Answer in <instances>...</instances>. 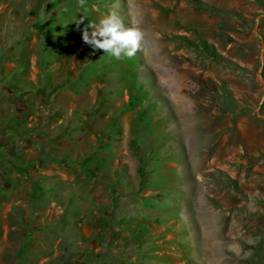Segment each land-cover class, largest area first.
I'll return each mask as SVG.
<instances>
[{
	"label": "rangeland",
	"instance_id": "1",
	"mask_svg": "<svg viewBox=\"0 0 264 264\" xmlns=\"http://www.w3.org/2000/svg\"><path fill=\"white\" fill-rule=\"evenodd\" d=\"M0 173V264H264V0H0Z\"/></svg>",
	"mask_w": 264,
	"mask_h": 264
},
{
	"label": "clouds",
	"instance_id": "2",
	"mask_svg": "<svg viewBox=\"0 0 264 264\" xmlns=\"http://www.w3.org/2000/svg\"><path fill=\"white\" fill-rule=\"evenodd\" d=\"M83 5L84 0H78ZM83 19H81L82 21ZM143 33L126 28L114 11H109L98 21H89L82 30L83 41L93 50H103L108 56L120 59L130 57L139 48Z\"/></svg>",
	"mask_w": 264,
	"mask_h": 264
},
{
	"label": "crops",
	"instance_id": "3",
	"mask_svg": "<svg viewBox=\"0 0 264 264\" xmlns=\"http://www.w3.org/2000/svg\"><path fill=\"white\" fill-rule=\"evenodd\" d=\"M3 185H4L3 184V181L1 180L0 181V188H4ZM190 211H191L190 214H192V215H193V213H195V210L194 209L193 210H190ZM207 211H208V213H207L208 215L207 216H208V218L210 220H211V217L212 216L215 217V218H218L217 219L218 220L217 225L216 226L213 225V228H215L214 231H212V232L211 231H208V232L204 231L203 232V234H204V241H202L203 242L202 245H204V247H203L202 250H204V248H208V255H209L213 251V246L212 245H219L221 247L223 244H226V240H227L228 236H232V233L233 232H231L228 229V227H227L228 226V218H226V216H224V215H223L224 217L222 215L221 216H218L219 214L216 213V212H214L213 209L212 208H209V207H208ZM189 218H190L191 226H195V225H192V222H195V218H193V219L191 217H189ZM216 227H218V229H216ZM235 236H236V234H235ZM212 237L213 238H216V241L215 242H212V240H211ZM227 249H228V247L227 246L226 247L224 246L223 249L220 248L219 250L221 252V251H225Z\"/></svg>",
	"mask_w": 264,
	"mask_h": 264
},
{
	"label": "trees",
	"instance_id": "4",
	"mask_svg": "<svg viewBox=\"0 0 264 264\" xmlns=\"http://www.w3.org/2000/svg\"><path fill=\"white\" fill-rule=\"evenodd\" d=\"M0 176H1V174H0Z\"/></svg>",
	"mask_w": 264,
	"mask_h": 264
}]
</instances>
